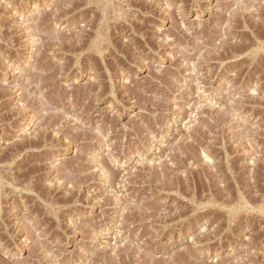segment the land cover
<instances>
[{"label": "rangeland", "instance_id": "obj_1", "mask_svg": "<svg viewBox=\"0 0 264 264\" xmlns=\"http://www.w3.org/2000/svg\"><path fill=\"white\" fill-rule=\"evenodd\" d=\"M0 264H264V0H0Z\"/></svg>", "mask_w": 264, "mask_h": 264}, {"label": "snow or ice", "instance_id": "obj_2", "mask_svg": "<svg viewBox=\"0 0 264 264\" xmlns=\"http://www.w3.org/2000/svg\"><path fill=\"white\" fill-rule=\"evenodd\" d=\"M9 7H10V5H9Z\"/></svg>", "mask_w": 264, "mask_h": 264}]
</instances>
